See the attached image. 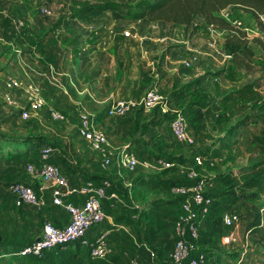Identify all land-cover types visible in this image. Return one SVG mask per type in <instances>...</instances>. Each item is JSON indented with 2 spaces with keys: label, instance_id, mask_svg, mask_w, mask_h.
<instances>
[{
  "label": "crops",
  "instance_id": "crops-1",
  "mask_svg": "<svg viewBox=\"0 0 264 264\" xmlns=\"http://www.w3.org/2000/svg\"><path fill=\"white\" fill-rule=\"evenodd\" d=\"M164 27L170 34L160 36L157 32V35L149 36L145 42L138 39L134 32H125L127 39L141 42V69L137 70L135 67L134 76L130 79H118V85L113 91L109 89L107 74L113 67L115 55L93 50L85 60L88 65L91 61L93 66L97 65L92 90L89 91L93 101L106 102L110 98L115 101L140 100L148 90L154 89L163 95L164 105L169 112L162 114L159 109L146 111L139 107L124 119L102 116L99 124L107 131L111 145V162L107 166H103L104 155L92 152L83 140L82 143H67L59 149L58 162L70 181L79 182L88 178L100 181L108 178L118 193L117 200L104 202L111 220L94 227L88 234L91 239L106 234L109 253L100 260H89L86 264H132L134 260L147 264H170V253L178 240L175 222L181 210V204L176 203L181 197L172 191L173 187L191 181L188 175L191 170L200 168L201 172L205 171L203 162L199 165L195 159L197 156L201 157L200 153L219 155L222 152L220 143L225 147L230 142H239L238 137L242 133L247 134L251 127L248 124L245 130H238L236 125L247 119L254 108H263L264 86L260 83L263 80L260 77L252 79L251 73L239 66L235 56L227 55L225 32L208 25L202 18L196 19L188 29L174 25ZM248 29L249 32H254L253 29ZM252 35L248 33L250 43L255 36L258 37H251ZM131 49L134 50L130 47L129 52ZM132 55L136 58L139 56L137 53ZM13 96L17 107L7 105L2 95L0 98V105L16 110L18 114V117L6 122L8 129L22 123L20 109L29 100L26 91H15ZM177 113H182L187 118L189 134L195 139L193 145L181 144L173 137L171 120ZM260 117L264 119V114ZM9 119V115L4 117L5 121ZM263 124L264 120L260 121V125ZM75 134L77 135V131ZM25 135L23 132L18 137ZM134 149L137 150V155L130 152ZM125 152L138 158V167L133 172L126 170L121 162ZM195 154L198 155L194 157ZM24 161L1 155L0 195L3 196H0V203L6 204V201L13 200V195L6 188L9 183L22 182L37 188L42 186L39 179L24 171ZM202 178L207 179L205 176ZM260 187H264V184ZM40 195L46 202L40 209L24 203L19 209H12L13 204L10 205V222H14V226L6 234L4 230H0L3 238L10 240L13 237L15 240L18 236H30L34 241L40 236L44 222L49 221L58 227L69 222L66 210L52 205L50 191H43ZM217 195L213 196L218 202L217 208L221 209L226 204ZM20 203L17 200V204ZM226 210L236 212L231 208ZM215 213L218 212L213 214ZM241 218L237 226H222L220 240L213 244L227 252L225 256L216 257L213 253H208L214 262L226 260L229 263L235 262L234 264L264 263V246L258 239L264 230V222L261 227L247 228L253 218L250 207L249 212L244 213ZM205 220L202 224L203 239L190 241L195 246L196 253L207 251L203 249L201 242L210 240L206 235L209 225L219 222L213 215ZM227 236L234 237L236 242L224 245L223 240ZM234 249L237 251H231ZM85 251L88 255V250L84 248L76 251L80 254L81 263L88 261ZM229 254L232 257L227 258Z\"/></svg>",
  "mask_w": 264,
  "mask_h": 264
},
{
  "label": "rangeland",
  "instance_id": "rangeland-1",
  "mask_svg": "<svg viewBox=\"0 0 264 264\" xmlns=\"http://www.w3.org/2000/svg\"><path fill=\"white\" fill-rule=\"evenodd\" d=\"M110 1L124 5L125 9L120 12H95L88 17L83 16L82 11ZM139 1L0 0V98L4 92L3 82L9 77H14L25 85L37 87L45 97L48 108L59 110L69 119L64 123L55 122L45 110L37 118L30 121L20 119L22 123L8 129L6 124L12 120L11 118L18 117V114L16 110L0 105L2 107L0 108V135L23 138L18 135L24 132V135L27 134L24 137L42 134L41 137H51L62 145L72 142L82 143V139L79 140V136L75 134L79 111L97 117L102 115L109 118V109L117 101L113 98L106 102H104L105 100L102 102L93 101V96L89 91L92 90V81L95 79L97 65L93 66L92 61L88 65L85 60L89 58L93 50H101L104 53L111 52L115 55L113 67L107 74L109 89L113 91L118 85V83L116 84L118 79H130L134 76L135 67L137 70L141 69L140 51L143 50L141 42L140 40L135 42V39L132 38L127 39L125 32H134L138 35L137 38L143 39L144 42L148 41L149 36L157 35V32L160 36L170 34L163 25L151 23L148 20L134 21L130 19L126 11L127 9L133 10L134 5ZM227 11L229 12V21L241 22L243 29H253L254 34L249 32L251 35L253 34L251 37L254 35L264 37L259 19L252 14L237 8ZM249 45L254 51V57L244 63H239V66L248 70L252 79L262 78L263 83L262 81L260 83L264 86V51L253 42ZM130 47L134 49H131V52H129ZM133 53H137L139 56L136 58L132 55ZM253 110V113L247 117L251 129L247 134L242 133L238 137L239 142H230L229 146L225 147L222 146L223 143H220L222 152L219 155L199 154L205 171L201 172L200 168L196 169L198 176L206 184L207 191L212 195L218 194L217 196L221 197L226 204L223 208L218 209V202L215 198L211 214L219 222L209 225L206 235L210 237V240L201 242L203 249L207 250V253L205 252L207 264L235 263H229L226 260L217 263L211 260L208 255V253H213L215 257L223 256L227 252L213 244L219 242V233L222 226L224 227L220 221L223 215L221 213L226 212V208L234 209L241 217L244 213L249 212V205L240 200L246 194L256 193L264 199V188L260 187L264 184V166L262 165V161H264V124L260 125V121L264 120L260 117L264 114V102L262 110L256 108ZM6 115L10 116L8 121L4 120ZM241 117L239 116V118ZM130 152L136 155L138 153L136 149ZM197 155L195 154L194 157ZM203 176L207 179L202 178ZM13 200H8V202L5 200L6 204L5 202L0 203V230H4L5 234L10 230V227L14 226V222H10V205L13 204L12 209L21 207L17 204L15 197ZM216 211L218 213L213 214ZM13 233H15L14 230ZM202 234L203 229H201L200 235L202 236ZM19 238L17 237L15 242L22 240L24 243H30L32 241L30 236ZM13 241L12 237L10 242ZM76 248L75 244L58 246L56 249L62 251L51 250L45 257L33 259L26 264L35 262H37L35 264H75V259L80 260V254L74 255L75 252H72ZM231 251H237V249ZM85 253L88 261L81 264L91 261L89 253L88 255L86 251ZM226 257L229 258L232 255L229 254Z\"/></svg>",
  "mask_w": 264,
  "mask_h": 264
},
{
  "label": "built area",
  "instance_id": "built-area-1",
  "mask_svg": "<svg viewBox=\"0 0 264 264\" xmlns=\"http://www.w3.org/2000/svg\"><path fill=\"white\" fill-rule=\"evenodd\" d=\"M222 16L229 20L227 10L223 11ZM258 19L264 31V14L260 15ZM233 24L240 26L248 36L249 29H243L241 22L237 21ZM186 65L190 66V63ZM15 91H26L29 95L27 105L20 109V116L23 120L28 121L45 110L55 122L64 123L69 120L59 110L48 108L46 99L37 87L25 85L22 81L14 78H8L4 82L2 99L7 105L18 106L13 96ZM164 101L165 99L160 92L151 89L140 100L121 99L117 101L111 106L108 114L113 119H123L132 110L139 107L146 111L159 109L162 114H168ZM77 120V135L92 152L104 155L103 166L109 165L111 162V145L107 131L100 126L95 115L79 111ZM171 131L177 142L184 145L194 144L195 139L189 134V125L184 114L177 113L172 118ZM58 154V149L45 144L41 149L40 163L25 164V172L29 176L39 179L42 183L38 191L29 184L16 183L9 187V192L17 197L20 202L40 209L46 205L40 193L48 190L52 205L64 208L70 220L61 227L49 221L44 222L40 236L30 245L20 249L18 255L40 259L46 252L55 250L58 246L80 244L82 248L88 250L91 259L100 260L109 253L106 242L107 235L101 234L91 239L88 234L94 227L109 221L110 217L107 215L103 203L105 200H117L118 193L113 191V184L109 179H104L100 184L91 180L70 181L63 173L60 164L56 162ZM195 159L199 165L202 164L200 157L197 156ZM121 162L130 172L135 171L139 164L138 158L129 152L123 153ZM188 175L191 182L176 185L172 189L176 195L183 199V204L182 214L175 222L178 240L170 255V264H207L208 260L205 253L198 252L196 257L192 256L196 248L187 239V236L190 235L194 241L199 240L203 221L214 206L215 198L207 191L206 184L199 178L195 170H191ZM73 197H79L81 201L71 202L70 198ZM241 220L236 212H224L222 215L224 227L237 226ZM234 242L236 240L231 236H227L223 240L224 245ZM132 264L147 263L134 260Z\"/></svg>",
  "mask_w": 264,
  "mask_h": 264
},
{
  "label": "trees",
  "instance_id": "trees-1",
  "mask_svg": "<svg viewBox=\"0 0 264 264\" xmlns=\"http://www.w3.org/2000/svg\"><path fill=\"white\" fill-rule=\"evenodd\" d=\"M236 8L241 9L248 14H252L255 18L258 19L260 15L264 14V0H140L134 5L133 10L127 9L126 13L130 17V19L134 21L148 20L151 23H156L163 26L174 25L185 29L191 27L196 19L202 18L208 25L213 26L214 28H217L226 33V48L231 51L232 55L235 56L239 63H244L248 59H252L254 57V51L249 47L250 40L240 26L234 25L231 21L225 19L222 16L223 11ZM124 9V5L110 1L102 5H95L82 12L84 14L83 16L88 17V15L95 12H120ZM252 42L258 45L264 51V37L254 38ZM98 117L100 118L102 117V115ZM98 117L96 116L97 120L99 119ZM248 124L249 120L245 119L239 122L236 127L237 129H245ZM41 135L42 134L30 135L23 138H11L0 135V157L3 154L4 156H8V159H24V166L27 163L39 164L41 160V149L45 144L52 145L58 150L62 147V143H57V140L51 137L44 138L41 137ZM59 156L60 154L57 155L56 162H58ZM262 165L264 166V161H262ZM104 179L108 178H103L100 181L95 178H88L83 180H91L96 184H100ZM16 183L22 182H12L7 185L6 188L9 194H11L9 192V187ZM34 188L36 191H38L37 187ZM113 191H116L114 185ZM15 198L19 200L17 197ZM240 200L244 204L249 205V207L253 211V218L249 222L247 228L250 229L261 227L264 222V199H262L260 195H257L256 193H251L244 195ZM70 201L77 203L80 202L81 199L79 197H73L70 198ZM176 203L181 204V210L179 211L178 215V217H180V215L182 214L183 199L180 198L176 201ZM21 204L22 202L19 205ZM103 207L105 209L104 203ZM212 209L205 219H209V216L211 217ZM139 223L140 220L138 224ZM18 237H20L19 239L24 238L23 236ZM201 238L202 236L200 235L198 241H200ZM187 239L191 242H195L190 235L187 236ZM258 239L264 246V230L262 231V233H260ZM16 240L17 238L13 242H10L12 241V239L6 240L5 238H3V241L0 243V264H26L29 261H33V259H36L35 257H21L18 255L20 249L27 245H30L33 241H31L30 243H24V241L22 240H18L17 242H15ZM75 245H77V248L75 250H72V252L74 251V255H78L76 251L77 249H81L82 247L80 246V244ZM197 253L194 252L192 256L196 257ZM46 254L47 252L44 254V257ZM75 261V264H81L80 261L76 259Z\"/></svg>",
  "mask_w": 264,
  "mask_h": 264
},
{
  "label": "water",
  "instance_id": "water-1",
  "mask_svg": "<svg viewBox=\"0 0 264 264\" xmlns=\"http://www.w3.org/2000/svg\"><path fill=\"white\" fill-rule=\"evenodd\" d=\"M232 53H231V51L230 50H227V55H231ZM3 241V237L1 236V234H0V243Z\"/></svg>",
  "mask_w": 264,
  "mask_h": 264
}]
</instances>
